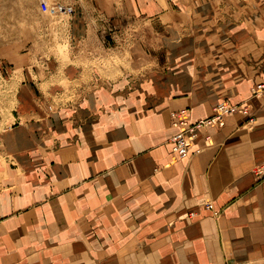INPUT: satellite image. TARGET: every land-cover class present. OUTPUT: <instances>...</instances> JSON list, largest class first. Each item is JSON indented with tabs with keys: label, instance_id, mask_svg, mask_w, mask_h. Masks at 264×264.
I'll use <instances>...</instances> for the list:
<instances>
[{
	"label": "crops",
	"instance_id": "obj_1",
	"mask_svg": "<svg viewBox=\"0 0 264 264\" xmlns=\"http://www.w3.org/2000/svg\"><path fill=\"white\" fill-rule=\"evenodd\" d=\"M63 4L0 64V264H264V0Z\"/></svg>",
	"mask_w": 264,
	"mask_h": 264
},
{
	"label": "rangeland",
	"instance_id": "obj_2",
	"mask_svg": "<svg viewBox=\"0 0 264 264\" xmlns=\"http://www.w3.org/2000/svg\"><path fill=\"white\" fill-rule=\"evenodd\" d=\"M67 0H49V4H63ZM72 1V0H71ZM64 5V4H63ZM68 15H47L42 13L37 6L36 0H0V64L8 55L16 49L23 47L26 42L35 41L55 42L58 38L51 30L52 26H63ZM52 31V30H51ZM63 47H60L62 49ZM5 82L0 80V90ZM6 96L0 93V102ZM0 108V130L5 123L6 115L9 112Z\"/></svg>",
	"mask_w": 264,
	"mask_h": 264
},
{
	"label": "built area",
	"instance_id": "obj_3",
	"mask_svg": "<svg viewBox=\"0 0 264 264\" xmlns=\"http://www.w3.org/2000/svg\"><path fill=\"white\" fill-rule=\"evenodd\" d=\"M38 9L45 14L49 15H72L74 10L71 6L61 4H49V0H36ZM264 91V86L257 84L253 87L252 95H259ZM247 114L246 108L233 107L226 102L218 104L212 111L210 117L206 119L197 120L196 122H189L186 120L187 111L181 110L180 112L172 113L171 120L173 125L181 128V131L175 134L170 140L172 153L175 157L182 159L187 157L191 151V145L198 139V132L203 129H209L210 127L220 123L225 115H231L235 113ZM200 149L196 148L192 154L197 155ZM211 209L210 206H206Z\"/></svg>",
	"mask_w": 264,
	"mask_h": 264
}]
</instances>
